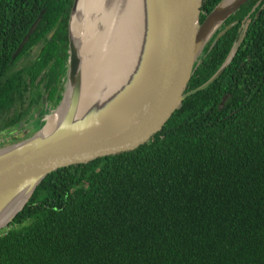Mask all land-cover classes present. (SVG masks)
<instances>
[{
    "label": "trees",
    "instance_id": "16d2710c",
    "mask_svg": "<svg viewBox=\"0 0 264 264\" xmlns=\"http://www.w3.org/2000/svg\"><path fill=\"white\" fill-rule=\"evenodd\" d=\"M220 1L203 0L201 22ZM73 3L0 0V134L61 102ZM42 9L17 57L35 44L36 58L16 67ZM247 16L232 62L149 141L45 177L0 231V264H264V0L227 19L186 91L221 67Z\"/></svg>",
    "mask_w": 264,
    "mask_h": 264
},
{
    "label": "water",
    "instance_id": "95a60500",
    "mask_svg": "<svg viewBox=\"0 0 264 264\" xmlns=\"http://www.w3.org/2000/svg\"><path fill=\"white\" fill-rule=\"evenodd\" d=\"M78 1L74 0L70 15L69 64L63 97L50 115L64 107L62 117L50 130L45 131L48 121L32 136L0 148V229L12 221L49 173L129 151L149 141L187 97L220 77L235 57L249 21L247 16L232 50L216 73L201 86L186 91L205 46L249 0H221L203 22V0H145L140 45L127 73L94 103L82 108V60L72 30ZM44 11L23 37L13 59L35 31ZM231 27L224 28L214 44ZM25 195V202L5 221Z\"/></svg>",
    "mask_w": 264,
    "mask_h": 264
},
{
    "label": "bare ground",
    "instance_id": "6f19581e",
    "mask_svg": "<svg viewBox=\"0 0 264 264\" xmlns=\"http://www.w3.org/2000/svg\"><path fill=\"white\" fill-rule=\"evenodd\" d=\"M145 0H79L72 30L82 60L81 107L94 103L127 73L140 45ZM64 107L49 117L45 131L62 117ZM22 196L5 221L26 200Z\"/></svg>",
    "mask_w": 264,
    "mask_h": 264
},
{
    "label": "flooded vegetation",
    "instance_id": "af4514ba",
    "mask_svg": "<svg viewBox=\"0 0 264 264\" xmlns=\"http://www.w3.org/2000/svg\"><path fill=\"white\" fill-rule=\"evenodd\" d=\"M43 10V9H42ZM41 10V11H42ZM45 12V11H44ZM22 18L19 20L20 21V24H19V26L18 27H14L13 29H11L10 31H14V32H18V31H20V32H22L23 30H24V28L28 25V23H29V18L27 17V16H21ZM37 19V18H36ZM34 23V22H33ZM32 23V24H33ZM32 24L30 25V27L26 30V33L24 34V36L27 34V32L29 31V29L31 28V26H32ZM36 30V29H35ZM35 33V31L31 34V36L33 35ZM23 36V37H24ZM31 36H30V38H31ZM23 37L21 38V40H20V42L17 44V46H16V48H15V50L12 52V54H11V61H15L16 59H17V57L20 55V53H21V51L23 50V48L25 47V45L27 44V42L29 41V39H28V41L25 43V45H24V47L22 48V50L20 51V53L13 59V54H14V52L17 50V48H18V46H19V44L21 43V41H22V39H23ZM4 45V43H2V46ZM29 48L31 49V51H30V54H26V55H24V56H22L21 58H19V59H17V62L15 63V66L16 67H20V66H22V65H24V64H27V63H29L30 61L32 62V60H34L35 58H36V45L35 44H30V46H29ZM45 101H46V98L45 97H43V102L45 103ZM44 108V107H43ZM42 107H39V108H36L35 110V113H34V115L33 116H31L28 120H25V121H22V122H20L19 123V125L18 126H16V127H14V128H12V129H10L9 131H7V132H4V133H1L0 135H4V134H13L12 135V137H17L18 135H20V130H18V129H21V126H23L24 124H27L28 122L30 123L31 121L30 120H32V118L34 117V116H36V119H34L31 123H30V125L32 124V123H34L35 121L37 122L38 121V119H37V116L39 115V114H44L43 113V109ZM39 117V116H38ZM31 128V127H30ZM17 129V130H16ZM18 131V132H16V133H18V135H16L15 133H13L14 131ZM30 131H32V129H30ZM29 136H31V135H29ZM26 138H28V137H26ZM26 138H24V139H26ZM23 140V139H22ZM21 141V140H20ZM15 142H18V141H15ZM14 142V143H15ZM13 144V143H12Z\"/></svg>",
    "mask_w": 264,
    "mask_h": 264
},
{
    "label": "rangeland",
    "instance_id": "374dc122",
    "mask_svg": "<svg viewBox=\"0 0 264 264\" xmlns=\"http://www.w3.org/2000/svg\"><path fill=\"white\" fill-rule=\"evenodd\" d=\"M56 109L57 107L55 108L53 107L50 112L44 113L43 115L39 114L38 115L39 117L37 116L38 121L37 122L35 121L34 123L30 125V123L34 119H36V116H34L32 120H30L31 121L30 123L28 122L27 124H24L23 126H21V129H18L21 132L20 135L16 133L18 132L16 131L17 129L13 132L16 135H18L17 137H12L13 134L0 135V148L7 147L11 145L12 143H14L15 141H20V140L22 141V139L24 140V138L28 137L29 135H33L37 133L49 121L48 119L49 116L53 114ZM30 129H32V131H30ZM0 231H3V229H0Z\"/></svg>",
    "mask_w": 264,
    "mask_h": 264
}]
</instances>
